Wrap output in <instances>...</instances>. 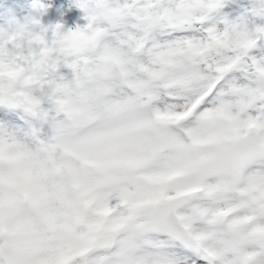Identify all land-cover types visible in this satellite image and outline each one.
<instances>
[{
  "label": "snow or ice",
  "instance_id": "obj_1",
  "mask_svg": "<svg viewBox=\"0 0 264 264\" xmlns=\"http://www.w3.org/2000/svg\"><path fill=\"white\" fill-rule=\"evenodd\" d=\"M0 27V264H264V0H76Z\"/></svg>",
  "mask_w": 264,
  "mask_h": 264
},
{
  "label": "rangeland",
  "instance_id": "obj_2",
  "mask_svg": "<svg viewBox=\"0 0 264 264\" xmlns=\"http://www.w3.org/2000/svg\"><path fill=\"white\" fill-rule=\"evenodd\" d=\"M8 1L0 0V27H7V22L12 17L23 22L29 14H35L32 8L34 3L43 4L47 8V12L41 17L45 25L60 22L65 28H75L86 23L81 10L74 6L76 0H13L7 3Z\"/></svg>",
  "mask_w": 264,
  "mask_h": 264
}]
</instances>
